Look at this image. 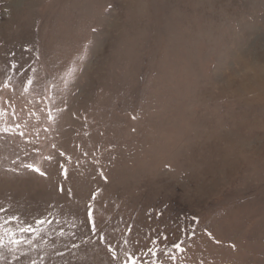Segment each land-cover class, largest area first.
<instances>
[{
  "label": "rangeland",
  "instance_id": "rangeland-1",
  "mask_svg": "<svg viewBox=\"0 0 264 264\" xmlns=\"http://www.w3.org/2000/svg\"><path fill=\"white\" fill-rule=\"evenodd\" d=\"M0 209V264H264V0H0Z\"/></svg>",
  "mask_w": 264,
  "mask_h": 264
},
{
  "label": "snow or ice",
  "instance_id": "snow-or-ice-1",
  "mask_svg": "<svg viewBox=\"0 0 264 264\" xmlns=\"http://www.w3.org/2000/svg\"><path fill=\"white\" fill-rule=\"evenodd\" d=\"M31 83V82H30ZM50 159V158H48ZM25 167H27L28 169L39 173L40 175H45L44 172H42L39 168H37L35 165L33 164H28L25 165ZM62 167V166H61ZM66 175V173H65ZM3 209H0V211H2ZM88 218L91 219L93 216V212L91 210L88 211L87 213ZM17 218L15 216L13 217H9L7 219H4L2 222H0V248L5 247L6 243L8 245H12V246H18L20 244H22L24 241L22 239H18L16 236V233L8 228L5 227L6 224H8L10 221L16 220ZM39 224H43L44 221H38ZM34 229H32L30 226L29 227H20L19 228V232L20 233H25V232H33ZM103 239V238H101ZM175 247L177 249H180V245L176 244ZM14 250V248H13ZM153 255H155V253H153ZM115 254H113V259H115ZM129 260L131 261V264H136V261L133 260L131 257H129Z\"/></svg>",
  "mask_w": 264,
  "mask_h": 264
}]
</instances>
